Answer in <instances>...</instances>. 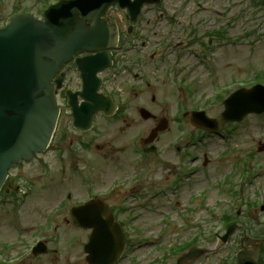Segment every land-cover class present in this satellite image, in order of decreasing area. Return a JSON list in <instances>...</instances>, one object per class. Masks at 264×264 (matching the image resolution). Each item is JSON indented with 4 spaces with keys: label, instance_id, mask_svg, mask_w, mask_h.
<instances>
[{
    "label": "rangeland",
    "instance_id": "rangeland-1",
    "mask_svg": "<svg viewBox=\"0 0 264 264\" xmlns=\"http://www.w3.org/2000/svg\"><path fill=\"white\" fill-rule=\"evenodd\" d=\"M233 1L234 2H232V0H194L188 5L183 17L185 26L181 28L180 31L184 35L188 36L189 34H192L193 31L191 30L190 32V25L197 26L199 31H201L210 25L212 26L216 19L224 22L227 20L228 17L226 16L228 14H241V18L235 23L236 28L235 26L233 27L229 25L231 26V35L236 36L234 37L236 38V43L224 44L225 42H223L220 45L216 42L212 55V57H215L216 63L211 60L210 64H201L197 67V71L200 75L197 77L198 82H196L194 86L197 89V99L194 101L199 103L198 105L202 107L204 106V101H207L213 97L210 94L213 93L214 83L209 76V71L207 69L209 67L213 69L212 67H217L218 65L224 64V62L217 63L221 59L220 55L224 53L223 49H225V61L230 63L229 66L233 67V70L247 67V65L244 63L239 65L232 61L234 51H236V60L245 58V56H240L238 53H249L250 49L254 46H259L260 49H262L264 55V10L261 8L254 9L251 7L250 0ZM232 3H234V5H232ZM0 4V20L7 19L14 11H22L24 8H27L29 11L38 16H41L44 9L46 8L43 6L44 3L42 0H0ZM228 7H231L229 13L223 10L224 8ZM217 12H223L224 15L219 16ZM162 22L163 21H161L156 27L155 24L150 23V29H148V32L152 35V38L155 35V41L159 39L160 34L163 35L167 27V24ZM156 30L160 34H157ZM249 33L252 34V37L246 35ZM251 43H254V45L251 46ZM255 51L258 71L263 73L264 60L262 59L261 51L259 49H256ZM194 59L195 58L193 57H189L187 62L191 63V61ZM234 73L236 72L233 71L232 74ZM184 74L185 71H181L180 76H183ZM233 79L234 78L230 77L229 81ZM178 80L180 79L178 78ZM248 80H250V78ZM224 81H227V79L224 78L220 80V82ZM176 88V86L173 88L174 95L172 100H169L168 102L167 110L164 112L163 108L161 111L164 112L170 119L171 129L169 132L164 133L160 138L159 143L161 147H163V155H160L159 158L153 162V164L149 165L150 169L152 170L148 178L141 183V186H144L143 191L142 189L141 191L145 193V195L142 196L144 197L142 202H146L147 207L142 206L140 208V212L143 213V215L141 214L138 224H140L141 221L148 224L147 232L153 236L156 235L154 239L156 238L157 245H165L164 249L167 251L169 249L167 246L168 242L173 243L175 242L176 238H178V242H180L181 239L183 240L184 238L189 239L193 237L195 227L199 226L201 231L203 229L207 231L210 239L209 241L204 242V248L207 250V253L199 260V264H218L224 261L226 258L229 260V256L234 255L236 250L239 248L240 237L246 234L245 232H247L245 226L239 223L238 229L229 239V246L226 248L225 245L221 244L215 234H222L225 231L223 222L221 220V216H223L225 212L235 213L240 211L239 216L244 221H248V218L251 217L253 222L258 221L261 224H264V211H261L260 209L261 205L264 204V169L261 167L256 168V171L258 172L254 178L253 172L251 170L245 171V177L248 180L253 178V180L252 182H247L244 184V191H238L239 197L236 198V200L226 194L221 193V191H219L220 188L217 187L218 182L224 181L227 176L232 173V171L235 172L237 170V174H235V178L237 179L242 165L247 163L244 157H246V153L248 151L254 150V159H258L257 162H264V152L258 151L259 147L264 144V116L257 117L251 115L244 123L235 129L228 127L230 129L228 132L230 137L228 139H225L226 134H211L204 136L203 141H206L204 146L201 144V142L191 146L209 147L210 151L208 150V153L213 155L210 156L211 161L210 164H208L209 178H206L204 181L205 183L202 184H198L199 182L197 180L194 181V184H189L186 190L181 188V190L178 192L179 196H177L168 185H171V180L173 179L174 174L178 171L177 166L180 162H182L183 155L182 153L177 155L175 151L173 155L172 150H170L169 147H173L175 142H172L171 139L177 138L176 142L184 146L186 141H190L191 136L193 140L201 141L203 132L186 126L187 123L185 122H181L180 124H177L176 121L174 123L172 122V118L176 115L177 109H182L179 103L176 105V93L181 95V92H176ZM192 102L193 99L187 100V105H193ZM218 110H221V108H215L212 114L218 112ZM177 125H179V128H177ZM116 133L117 126L116 123H113L110 129V134L115 135ZM225 148L227 150H224ZM228 151H230L229 154H226L227 156L223 160L221 159L222 162L220 161L221 163H224V165L221 164L219 167V162L216 161L218 155L225 154ZM129 154V151H125L124 153V169L128 168ZM240 160L242 165L238 163L235 167L231 166L233 162L236 164L237 161L239 162ZM119 172L120 171L113 166H111L108 170V174L111 175H116ZM127 174L129 173L124 171L123 174H120V177H127ZM197 176L198 175H196L194 178L197 179ZM207 183L209 186L212 184L216 187L208 190V192L205 193V197L202 201L193 199L192 195L194 193L197 195L202 192V188L207 185ZM162 187H165V193L163 194L161 192ZM155 192L156 195H153ZM243 192H247V194L250 196V199L256 201L258 205L252 207V209H249V207L246 208V202L241 196V193ZM237 200H239V204H237ZM152 208H154L153 211L151 210ZM192 209H194V211H192ZM159 233L162 234V239L160 238ZM13 238L14 233L11 213H7L6 210L2 208L0 209V243L9 244ZM249 242L252 243L253 240L250 239ZM150 249L151 247L148 246L147 250ZM145 251L146 249L143 247L141 249V258L139 260V262L143 261V264L147 261L145 260V255L148 252L146 253ZM161 255L162 252L158 250L156 252V257L160 258ZM159 260L160 259L153 261L152 264L159 262ZM172 262L173 259H169L165 262V264H170Z\"/></svg>",
    "mask_w": 264,
    "mask_h": 264
},
{
    "label": "water",
    "instance_id": "water-1",
    "mask_svg": "<svg viewBox=\"0 0 264 264\" xmlns=\"http://www.w3.org/2000/svg\"><path fill=\"white\" fill-rule=\"evenodd\" d=\"M112 1H61L45 12V20L24 13L13 16L0 30V187L9 166L48 143L57 118L51 75L59 61L85 47L81 34L86 30L87 12ZM77 11L84 15L82 20ZM226 103V112L218 119L209 120L194 112L192 123L208 122L218 129L227 119L264 110V96L255 89L241 90ZM240 259V264H250L248 252ZM252 264H256V257Z\"/></svg>",
    "mask_w": 264,
    "mask_h": 264
},
{
    "label": "flooded vegetation",
    "instance_id": "flooded-vegetation-1",
    "mask_svg": "<svg viewBox=\"0 0 264 264\" xmlns=\"http://www.w3.org/2000/svg\"><path fill=\"white\" fill-rule=\"evenodd\" d=\"M126 20V17H125ZM130 23H127L126 27H129ZM139 27L136 25L132 33H134ZM124 34L130 35L127 31ZM154 58V55L151 56ZM148 59L145 56L144 61L142 62V69L139 77H135L132 74H114L113 72H109L104 75V82H108L110 78H112V74L115 76L116 79L120 80L123 83L122 91L123 95H115V98L118 102L122 101L123 109L126 107V102L131 103L129 108L128 116L125 114H118L117 117L109 118L106 117L103 113L99 112L96 114L94 118V128L92 132L97 134L101 131L103 127L112 126L113 123H116L117 126V133L113 137V142H117L119 144L118 147H111L108 149H102V151L95 159V164L98 167L99 173L95 179L93 189L98 193L105 195L102 197L104 201L108 202L112 205L111 209L117 219L122 222L123 228L126 232L127 238L133 234H137L136 229H132L128 220L125 219L123 216L125 215V208L122 207V199L120 198L119 194L115 191L114 188V180H111V174L109 176L108 170L111 164L114 162L113 167H124V153L125 151H129V158L128 163L134 164L133 158H130L132 147H128V142L131 140L128 134H126V130L131 128L135 125L136 121L139 119V110L142 106L147 103V91L150 90L149 86L150 83L147 82L146 76H150L151 74L148 72ZM69 69L74 70L73 64H69ZM70 77L73 79V84L75 85V89H78L81 86V78L80 75H75L74 73H70ZM136 84V87L132 88V85ZM104 89L107 93L111 92L105 86ZM125 89V90H124ZM133 91L134 97L130 96L129 93ZM125 93V95H124ZM152 101H155L153 97ZM60 104L62 107L63 113V123L60 129V132L56 138L55 146L53 150L48 153L47 159L44 160L45 165V180H46V188L50 189L54 186L55 183H60V178L58 177V182H56L57 177L55 176L56 173L62 174L66 173V168L68 167H91L94 165L92 162L93 159H89L91 150L93 148L94 152L96 148L99 149V145L97 147H72L73 140L69 133L65 135L68 130L73 129V123L71 119V107L68 106V100L63 93H60ZM125 121V126L123 128V134L119 133L118 127H120L121 123ZM85 132H82L81 135H78L74 138L75 142H79L85 135ZM69 140V146H67L66 141ZM71 145V146H70ZM134 145H137L134 144ZM117 152V153H116ZM60 193H51L45 192L41 199L43 200L44 204L48 207L41 209V211H46L47 213L53 212L54 209L52 206L56 204L55 200L58 199ZM78 194H75L77 196ZM70 199L72 200L73 197L71 196ZM66 208L62 207L57 210L59 214H63ZM84 246V241H79L78 244L73 246L72 248H67L64 251V255L58 257H47L44 258L42 256H17L15 257L13 264H80L83 257H82V249ZM82 248V249H80ZM129 250V247L127 251ZM126 251V252H127ZM129 252L123 256V263L126 258L129 256ZM122 261V260H121ZM86 264V262H84ZM120 264V263H119ZM122 264V263H121Z\"/></svg>",
    "mask_w": 264,
    "mask_h": 264
}]
</instances>
